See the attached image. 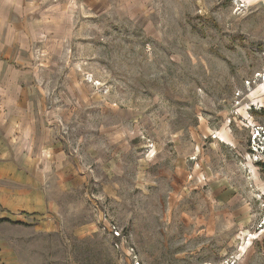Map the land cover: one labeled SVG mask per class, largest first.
Wrapping results in <instances>:
<instances>
[{"label": "rangeland", "instance_id": "rangeland-1", "mask_svg": "<svg viewBox=\"0 0 264 264\" xmlns=\"http://www.w3.org/2000/svg\"><path fill=\"white\" fill-rule=\"evenodd\" d=\"M23 5L9 63L62 165L51 208L0 217L17 261L264 264V0Z\"/></svg>", "mask_w": 264, "mask_h": 264}, {"label": "crops", "instance_id": "crops-1", "mask_svg": "<svg viewBox=\"0 0 264 264\" xmlns=\"http://www.w3.org/2000/svg\"><path fill=\"white\" fill-rule=\"evenodd\" d=\"M27 17L23 0H0V217L16 221L53 206L45 196L47 181L61 177L62 165L60 152L33 139L36 112L30 89L23 83V72H15L9 63L15 48L28 46ZM0 264H24L4 240Z\"/></svg>", "mask_w": 264, "mask_h": 264}, {"label": "built area", "instance_id": "built-area-1", "mask_svg": "<svg viewBox=\"0 0 264 264\" xmlns=\"http://www.w3.org/2000/svg\"><path fill=\"white\" fill-rule=\"evenodd\" d=\"M253 133H254L253 134L254 139L255 138L257 139V148H260L261 150H264V130H263V132L261 131V133H260L259 128H255ZM108 230H109V235H110V237L113 240L112 241L113 245L117 247L118 246V241L122 237L121 231L114 224L109 225Z\"/></svg>", "mask_w": 264, "mask_h": 264}, {"label": "trees", "instance_id": "trees-1", "mask_svg": "<svg viewBox=\"0 0 264 264\" xmlns=\"http://www.w3.org/2000/svg\"><path fill=\"white\" fill-rule=\"evenodd\" d=\"M7 220V219H6Z\"/></svg>", "mask_w": 264, "mask_h": 264}]
</instances>
